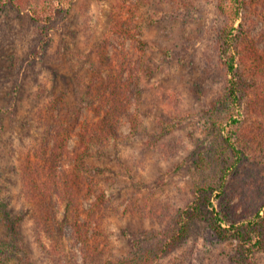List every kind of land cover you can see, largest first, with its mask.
I'll return each mask as SVG.
<instances>
[{"label": "rangeland", "instance_id": "374dc122", "mask_svg": "<svg viewBox=\"0 0 264 264\" xmlns=\"http://www.w3.org/2000/svg\"><path fill=\"white\" fill-rule=\"evenodd\" d=\"M18 1L26 8L0 9V264H91L78 235L98 231L117 263L159 248L187 213L166 264H240L238 240L212 220L246 236L264 228V105H240L230 128L222 0H58L49 24ZM245 3L236 26L263 70L264 0ZM116 25L129 30L111 35ZM120 74L130 88L115 94ZM44 107L56 119H41ZM111 107L114 130L84 151L82 128ZM51 165L63 180L47 189ZM245 264H264V249Z\"/></svg>", "mask_w": 264, "mask_h": 264}, {"label": "trees", "instance_id": "16d2710c", "mask_svg": "<svg viewBox=\"0 0 264 264\" xmlns=\"http://www.w3.org/2000/svg\"><path fill=\"white\" fill-rule=\"evenodd\" d=\"M18 2V0L4 1V4L0 3V9H3L5 6H10L16 10H22L23 7L26 8V6L22 7L19 5ZM71 2V0H63V7H65V5H70ZM221 2L222 3L219 5V9L224 17V24L220 30L219 56L225 72L228 74L225 97L229 108L233 110L228 121L230 128L234 131L233 125L236 126L238 123L234 112L240 105L246 103V105H251V109L253 110L257 108L258 105H264V69L260 70L256 64L253 65L258 58V51L253 47L254 44L250 34L242 30L244 26L242 23L236 26L237 21L241 17V13L245 8V0H222ZM58 4V0H30L28 5L30 20L39 24H49L53 22L57 15L56 12ZM127 30H129V27L127 29H123L116 25L110 33L113 35L117 32V34L121 35L122 32ZM102 58L107 66H110L111 62L109 59H107L105 55H102ZM237 65L246 68L240 70ZM258 75H261L262 77L261 84L257 82V79L259 78ZM118 77L120 78L116 79L117 82L113 84L114 93L118 94L117 92H127L130 88L129 83L127 81H123V76L121 77V74ZM48 110L49 109L46 107L41 109L39 111L40 118L44 121L56 119V115L54 113L55 111L48 113ZM94 110L99 111L100 114L102 108L101 110ZM114 112V108L111 107L108 112L109 114L103 118V121H100V123L102 122L101 127H90L86 125L82 128L80 141L81 147L84 151L90 150L91 146L96 144V141L102 140L101 137L104 136V130L107 129V127L114 130L116 119L114 120V117L111 119ZM232 134L234 135L235 133H231L230 135ZM56 144H60L59 141L56 142ZM48 169L49 175L46 176L47 181H45L44 185L47 186V189L58 188V183L63 180V173L57 171V165H51ZM31 184V180L25 182L27 188L26 192L30 194V196H32V192L37 190L36 187L31 186ZM252 199L254 200V198ZM210 205L212 206V203H210ZM198 210L199 206L197 205L192 208L193 212ZM186 215L187 216L183 215L178 219L176 223V226L178 227L176 230L177 233L174 234L171 239H164L159 248L146 252L145 254L143 253L140 256L135 255L129 259L122 258L117 261V263L112 262L111 259H107L106 261L103 260V255L106 252L105 248L107 247L106 245H108L107 241L99 239L100 236L103 235V231L96 232L93 241H91V239H87L86 236L84 237L83 233L78 235V240L83 244V248H81L82 254L86 260H91V264H148L150 262L149 260H152V258L153 264H166L164 259L171 256L173 250L177 249L184 240L182 233L186 231L187 225L190 222L189 213ZM212 221L214 222L213 230L217 235L224 237L227 232H232L233 237L238 240L237 250L242 253L243 256L240 264H245V262L251 261L255 252L264 249L263 227L255 233H247L246 236L243 231L237 229L238 225L234 221L230 222L220 213H215ZM222 223L230 224L229 229L223 228ZM50 254L51 253H49V255ZM50 256L52 257V255ZM167 264H184V260L182 256L177 255L176 257H171Z\"/></svg>", "mask_w": 264, "mask_h": 264}]
</instances>
